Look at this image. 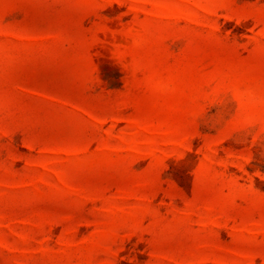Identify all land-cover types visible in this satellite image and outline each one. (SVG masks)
I'll return each instance as SVG.
<instances>
[{
    "label": "rangeland",
    "instance_id": "1",
    "mask_svg": "<svg viewBox=\"0 0 264 264\" xmlns=\"http://www.w3.org/2000/svg\"><path fill=\"white\" fill-rule=\"evenodd\" d=\"M0 264H264V0H0Z\"/></svg>",
    "mask_w": 264,
    "mask_h": 264
}]
</instances>
